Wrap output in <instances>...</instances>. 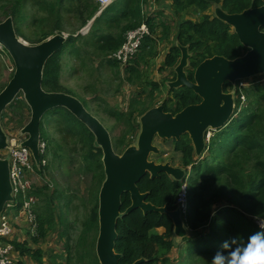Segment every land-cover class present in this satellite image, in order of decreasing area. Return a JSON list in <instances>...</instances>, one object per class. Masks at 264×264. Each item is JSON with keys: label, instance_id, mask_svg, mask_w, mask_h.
<instances>
[{"label": "trees", "instance_id": "1", "mask_svg": "<svg viewBox=\"0 0 264 264\" xmlns=\"http://www.w3.org/2000/svg\"><path fill=\"white\" fill-rule=\"evenodd\" d=\"M22 1L17 0L13 5V20L18 21L22 16ZM35 1L52 15L53 19L51 18V20L54 25L49 32L44 33L42 38L32 41V44L47 39L50 34L56 31H63L62 9L72 5L73 10L75 8V16L82 22V26H85L99 10L96 0ZM145 1L149 2V0H116L95 18L89 32L71 34L66 40L76 49L80 56L76 55V57L81 61L96 58L103 66L115 67L117 76L121 72L125 74L126 79L122 81L134 88L129 97V113L126 114L112 106L107 112L109 116L116 117L121 123H127L129 130L134 131L133 134L136 130L134 122L139 126L138 117L156 105L155 103L145 105V103L147 100H150L151 103L155 93L161 91L159 79L152 78L150 80L146 75L148 71L146 67L149 62L146 56H152L153 52L158 53V41L164 39L168 43L164 61L159 68L161 71L166 68L174 69L178 64L181 57L178 43L189 48L192 55L185 70L188 78L194 81L195 69L204 59L214 55H223L231 59L247 51L238 35L230 31L229 24L218 18L215 12L214 14L204 12L210 6L220 2H222V8L231 13L262 4V0H173L171 9L169 6L168 10L157 9L150 13L148 10L144 12ZM187 5L203 11L199 21L182 18L181 12L189 8ZM172 7L175 8L176 14H180V18L173 11L171 12ZM172 15L176 26L173 34L170 22ZM124 19L127 21L123 22ZM142 23L148 26L150 32L144 36L136 54L124 66H119L118 60L112 56L113 53L124 42L126 33ZM15 29L20 36L18 25L15 26ZM262 29L264 30V26ZM158 32H161L160 38L156 37ZM62 47L47 60L43 70L42 86L48 91H64L72 94L60 82ZM173 74L175 78L174 70ZM164 83L166 82L164 81ZM121 85L122 83L116 92L119 91ZM148 86H151V89L148 90ZM232 86V83L226 82L223 86L224 91H228V87ZM168 89L173 93V101L170 100L172 106L168 105V100L162 103L165 111L179 112L189 104L201 101V97L188 87H168ZM233 93L236 96V107L239 106L243 93L246 94L248 104L241 108L227 126L217 130L211 136L207 143L208 149L203 154H196L188 133L183 134L179 140H173L175 149L183 155V166L186 168L191 165L187 187L188 209L183 219L185 226L192 230V234L189 233L182 239L184 246L182 247L183 255L179 254L180 261L175 262L170 256L174 248L172 218L166 213L156 211L144 213L140 208L125 213L132 204V200L130 193L124 192L121 197L122 214L117 221L118 235L115 241V249L122 255L119 264H133L141 258H143V262L140 264H210L217 251L227 257L228 253L237 245L246 244L250 234L260 230L254 217H264V84L257 82L247 88L237 85L234 86ZM21 94L22 92L6 107L7 110L5 109L2 114L5 118L9 111L12 114L10 120H15L17 113L21 123L19 129L28 122L31 111ZM83 101L88 103L86 99ZM53 110L61 111L65 114L66 120H72L73 123L81 127V130L70 127L69 131L72 136L81 137L83 144L89 147L82 159L85 171L92 172L95 176L97 189L91 195V205L83 221V229L75 245V251L81 259L87 260L86 264H100L95 246L99 232V191L105 179L102 149L97 146L94 134L67 108L57 107ZM40 128V139L46 142L41 160H45L49 154L48 146L53 145L54 147V140L49 135L42 134V121ZM129 130H124L120 137H116L114 147H118L120 144L130 145L129 140L133 134L128 132ZM47 142L48 144L50 142V145ZM55 146L53 151L57 155L61 144L56 143ZM33 162L36 171H38L39 166L35 163L34 158ZM43 166L47 165L41 167L43 168ZM183 183L184 180H175L166 172H161L154 178H151L147 173L138 182V187L141 192L147 193L148 202L174 210L177 208L176 200ZM32 193L43 199V206H34L39 226L36 235L31 237L33 243L41 242L55 231V218L56 227L60 220L65 224V229L60 231V235L68 236L66 218L55 215L57 206H55L54 199L56 195L43 190L42 187L36 191L32 190ZM43 195L44 197H42ZM20 197L15 205L17 211L23 204V197ZM69 198L70 195L67 197V202H69ZM158 228H163L164 231L160 233L157 231ZM8 241H11L23 254L42 262L44 255L41 247L33 249L26 243ZM224 241H229L230 246L222 249L221 245ZM66 247L71 251L69 243H66ZM69 258H66V263ZM224 264H227V259L224 260Z\"/></svg>", "mask_w": 264, "mask_h": 264}, {"label": "water", "instance_id": "2", "mask_svg": "<svg viewBox=\"0 0 264 264\" xmlns=\"http://www.w3.org/2000/svg\"><path fill=\"white\" fill-rule=\"evenodd\" d=\"M214 12L218 18L234 28L247 51L231 59L223 55L204 59L196 67L192 81L185 70L192 54L187 46L178 43L181 57L175 67L176 77L168 81L167 86L188 87L201 97V101L189 104L175 114L165 111L162 103L148 109L139 120L141 128L137 144L129 145L122 154L114 151L108 129L82 101L70 93L48 91L42 86L44 66L61 49L67 36L60 32L39 43L28 44L18 36L12 16L0 22V44L15 64L12 78L0 91V152L9 146L8 134L1 123L2 114L20 92L31 109L30 120L20 129V135L25 137L20 145L31 150L38 166L41 163L40 123L47 111L65 107L86 125L94 134L97 146L102 149L105 172L99 191V233L96 242V254L100 264H119L122 256L115 249V241L124 192H129L132 200L125 213L136 208L142 209L144 213H166L173 220L177 239L182 240L189 234L180 209L169 210L148 202L147 193L141 192L138 187V182L148 171L152 178L158 176L159 172H166L176 180L185 177L183 168L150 159L151 153L160 152L159 147L154 144V138L158 136L179 140L183 134L188 133L196 154L201 155L206 146L207 131L223 128L233 117L234 96L233 93L224 91V84H235L239 80L264 74V0L261 5L235 13L216 5ZM9 171V159L0 156V213L6 203L13 200ZM141 262L143 258L133 264Z\"/></svg>", "mask_w": 264, "mask_h": 264}, {"label": "rangeland", "instance_id": "3", "mask_svg": "<svg viewBox=\"0 0 264 264\" xmlns=\"http://www.w3.org/2000/svg\"><path fill=\"white\" fill-rule=\"evenodd\" d=\"M16 1L17 0H0V22L5 20L8 16L13 17V5ZM172 1L173 0H171V4L173 6ZM216 5H220L222 7V2L210 6L204 13L214 14ZM157 7H159L158 4H156V8ZM148 8L149 10L154 9L152 1L148 3ZM146 10L147 9L144 8V12ZM21 11L22 16L19 17L18 21L14 20V25H18L21 33L19 37H21L28 44H32V41H37L38 39L42 38L44 33L49 32L54 25L51 20L52 15L46 8H44L35 0H23ZM172 11L175 13L174 7H172L171 12ZM202 14L203 11L201 12L199 8L194 6H189L188 9L181 12L182 18L185 20L191 19L193 21H199ZM61 15V25L63 27L62 32H64L66 35L69 36L71 34H78V32L86 29L85 26H82V22L75 16V8L73 10L72 5L68 6V8L62 9ZM176 16L180 18L179 13H177ZM126 21L127 19L123 20V22ZM170 22L173 34L176 27L173 15L170 19ZM86 31L87 30L84 32ZM230 31L234 32V28L230 27ZM57 33L60 32L56 31L53 34H50L48 37H51ZM156 35L158 38L162 36L161 32H158ZM166 44H168L166 40L160 39L158 41V53L153 52L152 56H146V59L149 61L146 67L149 72L147 71L146 75L150 80L152 78L159 79L161 91L156 92L153 97L154 100L152 98L151 103L150 100H147L145 105L154 103L159 105L166 100H168V105H171L170 100L173 101V93L169 92L167 82L174 79L173 70L175 71V68H166L162 71L159 69L164 61L165 53L167 52L166 49H168ZM4 49L5 48L0 44V91L7 85L15 71L14 61L10 54L5 51L6 49ZM89 49L92 48L89 47ZM61 51V84L64 85L80 101H82L84 106L104 124L111 135L114 151L118 154H122L126 147H128V144H120L118 147H114V142L116 137H120L123 134L124 130H129V126L127 123L125 124L118 121L116 117H111V115L109 116L107 110L112 106L113 108L120 109L119 111H123L128 114L129 97L132 94L134 88L127 82L122 81L123 79H126L125 74L121 72L120 75L117 76L115 67L109 65L103 66L96 58L84 60L85 62L81 61L78 58L80 56L77 54L76 49L69 42L66 41L64 43ZM76 55H78V57H76ZM144 72L146 73L145 70ZM164 81L166 83H164ZM252 82L253 84L257 82L264 84V74L243 79L242 81H239V86L250 85ZM120 83H122V85L120 86L119 91L116 92V89ZM234 86L236 85L233 84L232 87H228V90H230L229 92L233 91ZM149 89H151V86H148V90ZM21 95L24 97L23 93ZM83 99L88 101L89 106L88 103H84ZM244 103H246V98L243 104ZM7 113L8 114L5 115V118L2 116L1 119L4 131L8 135L13 133L17 136H22L20 135L19 127L21 126V123L20 119L18 118V114H15V116H17L15 120H10V116L12 114L9 113V111ZM30 116L28 121L30 120ZM139 120L140 117H138V121ZM42 122V134H46L47 136L49 135L51 139L54 140V147H56V143L61 144V146L59 147L60 149L57 150L56 155L53 151V145H50V142L49 144L47 142V144L50 145L48 146L49 154L47 156L48 158H45L43 161V163L47 166H43V168L39 167L38 171L35 169V172L31 175L33 180V191H36L38 188L41 189L42 187L43 190L56 195L54 199L55 206H57L55 215H61L63 218H66L65 222L67 223L66 229L68 230V236L64 235L62 237L60 235V231L65 229V224H63L62 220H60L57 222L56 227L55 218V231H53L49 237L41 241V249L44 255L42 262H38L31 256L28 257V260L31 264H86L87 260L81 259L78 253L75 251V245L78 241L80 233L82 232L83 221L91 205V195L97 189V182L95 181L96 178L92 172L85 171L83 164L84 161L82 159V156L85 154V152H87L89 147L83 144L81 137L72 136V133L69 131L71 130L70 127L80 130L81 127L76 123H73L72 120H66L65 114H63L61 111L53 109L52 111H47L42 118ZM134 125L136 127L135 133L133 134L132 132L134 131H131V129L128 131L133 134L129 140L130 145L137 144L141 128L140 122L139 126L135 122ZM212 135L213 134L211 133V136ZM154 144L159 147L160 152L157 154L151 153V160H154L157 163L159 161L164 163L169 161L173 166L185 168L183 166V155L181 152L174 149L175 144L172 139H162L157 136L154 138ZM60 194L61 196H59ZM69 195V202H67V197ZM42 197H44V195ZM20 198L21 197L19 196L18 199ZM35 198V206H43V199L37 194L35 195ZM19 229L21 230L22 228ZM157 231L162 233L164 229L158 228ZM189 231L191 232V230ZM23 232L24 234L20 237L22 240L26 239L25 230H23ZM191 234L192 232L190 235ZM173 241L174 248L172 249L170 256L173 261L179 262L181 259L179 254L183 255V240L177 239L174 234ZM66 243L70 244L71 251L67 249ZM32 248L36 249L33 244ZM67 257L69 260H67L66 263Z\"/></svg>", "mask_w": 264, "mask_h": 264}, {"label": "built area", "instance_id": "4", "mask_svg": "<svg viewBox=\"0 0 264 264\" xmlns=\"http://www.w3.org/2000/svg\"><path fill=\"white\" fill-rule=\"evenodd\" d=\"M112 1L99 0L103 8L111 4ZM149 32L148 26L142 23L126 33L124 42L112 55L114 59L118 60L120 66H124L136 54L144 36ZM241 98L242 102H244L245 96L241 95ZM24 139V136H17L13 133L8 135L9 146L0 152L1 158L9 159L13 196V200L7 202L0 213V264L20 262V260H14L13 253L16 251V247L11 241H8L13 240L17 235L19 228L17 224L27 223L30 237L36 235L39 226L34 210L36 199L32 194L33 180L31 175L35 172V167L31 150L26 146L20 145ZM39 148L42 154L46 148V142L42 139H40ZM187 187V182L183 183L177 198V203L182 213H185L188 206ZM19 196L23 197V204L21 209L17 211L15 205ZM257 218L264 220V217ZM255 222L258 225V221ZM20 234L23 235V230H20Z\"/></svg>", "mask_w": 264, "mask_h": 264}, {"label": "clouds", "instance_id": "5", "mask_svg": "<svg viewBox=\"0 0 264 264\" xmlns=\"http://www.w3.org/2000/svg\"><path fill=\"white\" fill-rule=\"evenodd\" d=\"M96 1L99 4V10L95 13V15L91 19L88 20L87 24L85 25V27H86L85 30H87V31L84 32L85 30H83V31H80L78 33L86 34L87 32H89V30H90V28H91V26H92V24H93V22H94L95 19L93 20V22H91V24H90V21L93 18L98 17L105 8H107L108 6H110L116 0H113L111 2V4H109L105 8L102 7V5L100 4L99 0H96ZM62 33L65 36H67V38H68V35H66L64 32H62ZM242 80H239V81H242ZM239 81H237L234 85H236V86L239 85ZM252 84H253V82H252ZM250 85H244V86L241 85V86L243 88H247ZM229 91L230 90H228L226 92H229ZM231 93H233V91H231ZM242 95H244L245 98H246V94L245 93H243ZM233 96H234V103H235L236 96L234 95V93H233ZM247 104H248V99L247 98H246V103H244V104H243L242 99H241V101L239 102V106H237V107H236V103H235V109H234L233 117H235L238 114V112L241 110V108L243 106L247 105ZM233 117H232V119H233ZM217 130H219V129H209L207 131V133L205 135V138H206V146H205L204 151L208 149L207 143L210 141L211 133L214 134ZM203 152H202V154H203ZM42 165H46V164H43L42 163V160H41V163H40L39 167H41ZM183 169L185 170V177L183 179H181V180H184V183L187 182V185H188V178H189V175H190V172H191V165L188 166V167H186V168H183ZM176 204H177V208L180 209V207H179V205L177 203V200H176ZM187 204H188V198H187ZM34 206H35V204H34ZM187 209H188V206H187ZM187 209H186L185 213H182L181 210H180L182 217L186 214ZM254 219H256V221H258V229H260V230H257L255 232H253L252 234H250L249 237H248V239H247V243L244 244V245H237L233 250H231L228 253V256L227 257L222 256L221 255V252L220 251H217L215 253V255L213 256L212 260L210 261V264H224V260L225 259H227V264H264V220L258 219L257 217H254ZM183 221H184V219H183ZM188 230H190V229H188ZM191 232H192V230H191ZM191 232L189 231V233H191ZM27 234L30 237V230H29V232ZM32 244L34 246H36V247L39 246V245L41 247V242L36 243V244L32 242L31 243V246H32ZM229 246H230L229 241H224L223 244L221 245V248L223 249V248L229 247Z\"/></svg>", "mask_w": 264, "mask_h": 264}, {"label": "crops", "instance_id": "6", "mask_svg": "<svg viewBox=\"0 0 264 264\" xmlns=\"http://www.w3.org/2000/svg\"><path fill=\"white\" fill-rule=\"evenodd\" d=\"M150 1H152L153 2V7H154V9L153 10H149V8H148V3L150 2ZM149 2H147L146 3V1L144 2V6H145V8L148 10V12H150V13H153L154 11H156L157 9H159V10H161V9H166V10H168V7L170 6V9H171V0H149ZM156 4H158L159 5V7H157L156 8ZM146 10V11H147ZM17 226H19V228H22L23 230H25V233H26V239H24V240H22V239H20V237L22 236L21 234H20V229L18 228V233H17V235L14 237V241H17L18 243H21V244H24V243H26L27 244V246L28 247H32L31 246V243L33 242V240H32V238L31 237H29V235L27 234V232H28V224L27 223H22V224H17ZM21 229V230H22ZM23 234H24V232H23ZM42 246V245H41ZM37 247H40V245L39 246H37ZM36 246H35V248H37ZM34 249V248H33ZM28 257H30L29 255H26V254H23L22 252H21V250L20 249H18L17 247H16V251H14V253H13V258H14V260H20V262H15V264H31L30 262H29V260H28Z\"/></svg>", "mask_w": 264, "mask_h": 264}, {"label": "flooded vegetation", "instance_id": "7", "mask_svg": "<svg viewBox=\"0 0 264 264\" xmlns=\"http://www.w3.org/2000/svg\"><path fill=\"white\" fill-rule=\"evenodd\" d=\"M181 111V110H180ZM175 113H177V112H175ZM175 113H173V114H175ZM157 137V136H156ZM163 139V138H162ZM172 140H174V139H172ZM175 149V148H174ZM176 150V149H175ZM176 151H178V150H176ZM166 162H169V161H166ZM165 162V163H166ZM158 163H164V162H161V161H159ZM170 163V162H169ZM171 164V163H170ZM172 165V164H171ZM175 167H177V166H175ZM160 173L161 172H159V174L158 175H160ZM148 174L150 175V177H151V173L148 171ZM168 174V173H167ZM152 178V177H151Z\"/></svg>", "mask_w": 264, "mask_h": 264}]
</instances>
